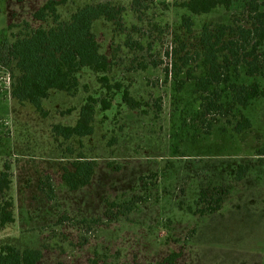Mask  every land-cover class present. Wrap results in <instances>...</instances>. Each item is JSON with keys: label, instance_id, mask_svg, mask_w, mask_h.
Instances as JSON below:
<instances>
[{"label": "rangeland", "instance_id": "rangeland-1", "mask_svg": "<svg viewBox=\"0 0 264 264\" xmlns=\"http://www.w3.org/2000/svg\"><path fill=\"white\" fill-rule=\"evenodd\" d=\"M46 1L0 0V37L12 41L25 24L49 27L50 18L32 16ZM57 1L61 20L89 3L116 7L117 19L96 20L92 31L111 59L110 82L142 107L129 109L115 94L112 110L96 106L91 135L55 139L52 125H74L88 95L103 97L96 75L83 69L73 96L51 91L41 115L11 98L10 73L0 66V168H11L15 219L0 229V245L38 248V264H168L173 252L175 264H264V98L242 111L251 127L237 133L239 117L225 114V88H217L222 111H206L195 88L204 72L196 58L202 27L248 25L246 0L190 15L189 30L181 0ZM229 65L237 83L262 81L244 64ZM79 153L97 166L89 185L70 191L61 173ZM239 165L248 168L236 182ZM228 185L221 209L201 215L200 192L214 199Z\"/></svg>", "mask_w": 264, "mask_h": 264}, {"label": "trees", "instance_id": "trees-1", "mask_svg": "<svg viewBox=\"0 0 264 264\" xmlns=\"http://www.w3.org/2000/svg\"><path fill=\"white\" fill-rule=\"evenodd\" d=\"M231 0H181L180 6L188 11L182 20L187 30L191 26L190 15L207 14L219 6L229 8ZM60 2L47 0L33 12L35 20L45 22L50 18L49 27L39 26L26 28L13 35V40L0 37V66L10 73V96L19 104L28 103L38 114L44 115L42 107L44 99L51 91H62L73 96L79 89V77L83 69L96 75L103 91V97L97 99L88 95L79 108L78 118L74 125L54 124L51 131L56 137L64 140L79 138L93 133L96 106L100 111L112 110V100L115 94H120V104L129 109H140L141 101L133 97L128 88L119 81L110 82L108 73L111 70V59L100 52L99 43L92 31L96 20L114 21L119 11L108 1L85 4L73 11L67 20H61L58 12ZM257 0H246L247 24H206L202 27L198 38L196 58H202L204 72L195 80L196 91L202 93L199 97L205 104L206 111L211 109L222 111L223 97H218L217 88H225V114L233 110L237 119L234 130L237 133L249 129L251 122L242 111L257 98H264V10ZM14 25L9 24L8 28ZM2 36V35H1ZM182 66L188 64L185 55L179 58ZM246 66V75L262 78L261 82H238L232 76L237 71H230V60ZM174 70H180L173 65ZM181 67V65H180ZM235 77H238L236 75ZM216 95L217 97H212ZM211 96V97H210ZM204 101V103H203ZM264 154V150L263 153ZM97 162L79 153L70 164L63 169L62 183L70 190L90 184ZM247 165L236 167L235 181L239 182L247 171ZM10 165L4 163L0 168V229L14 222L13 199L8 195L12 184ZM231 186H225L216 193L215 198L208 191L200 192L198 202L206 203L200 208L201 215L214 214L221 209ZM212 198V199H211ZM210 200V201H209ZM179 258L178 252L168 255L165 261L175 264ZM42 259V251L38 248H20L10 244L0 245V264H38Z\"/></svg>", "mask_w": 264, "mask_h": 264}]
</instances>
